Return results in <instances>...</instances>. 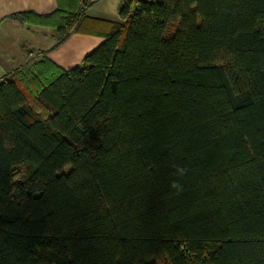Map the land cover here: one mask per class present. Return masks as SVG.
I'll use <instances>...</instances> for the list:
<instances>
[{"label": "trees", "instance_id": "1", "mask_svg": "<svg viewBox=\"0 0 264 264\" xmlns=\"http://www.w3.org/2000/svg\"><path fill=\"white\" fill-rule=\"evenodd\" d=\"M57 2L104 41L0 80V264H264V0Z\"/></svg>", "mask_w": 264, "mask_h": 264}, {"label": "crops", "instance_id": "2", "mask_svg": "<svg viewBox=\"0 0 264 264\" xmlns=\"http://www.w3.org/2000/svg\"><path fill=\"white\" fill-rule=\"evenodd\" d=\"M86 1L90 4L88 17L102 21H120V0ZM58 7L57 0H0V80L36 60L38 57L33 56V53L37 51L44 52V57L61 70L69 71L79 66L84 57L104 41L97 36L71 34L63 43L54 47L53 28L20 24L10 18L15 14L29 13L47 16L55 13Z\"/></svg>", "mask_w": 264, "mask_h": 264}, {"label": "rangeland", "instance_id": "3", "mask_svg": "<svg viewBox=\"0 0 264 264\" xmlns=\"http://www.w3.org/2000/svg\"><path fill=\"white\" fill-rule=\"evenodd\" d=\"M35 55H36V53L34 52V53H33V56H35ZM29 60H31V59L29 58ZM29 60H28V61H29ZM27 63H28V62H27ZM30 64H31V62L28 63V65H30Z\"/></svg>", "mask_w": 264, "mask_h": 264}]
</instances>
